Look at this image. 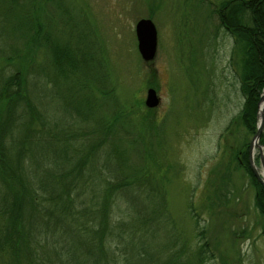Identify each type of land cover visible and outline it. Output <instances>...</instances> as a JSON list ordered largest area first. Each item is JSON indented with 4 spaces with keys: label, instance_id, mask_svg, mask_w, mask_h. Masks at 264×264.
I'll return each mask as SVG.
<instances>
[{
    "label": "rangeland",
    "instance_id": "374dc122",
    "mask_svg": "<svg viewBox=\"0 0 264 264\" xmlns=\"http://www.w3.org/2000/svg\"><path fill=\"white\" fill-rule=\"evenodd\" d=\"M38 1L47 46L73 48L84 66L60 74L43 48L31 49L25 63L37 81L40 136L53 140L60 156L68 143L74 164L84 160L71 185L73 214L80 219L88 208L87 191L99 198L106 182L123 185L109 204L114 241L108 264H127L123 255L134 242L146 256L128 264H147L146 258L153 264H264V216L255 207L249 174L235 160L240 142L250 144L253 137L245 136L236 119L243 105L242 54L213 13L227 0ZM21 3L15 8L0 0V17L8 10L20 14ZM140 19H149L157 34L149 64L134 38ZM5 39L0 42L22 49L19 39ZM147 89L159 99L155 109L144 108ZM262 136L264 128L258 140L264 155ZM94 144L95 152L86 157ZM258 154L254 149L256 168ZM129 204L139 226L131 238ZM49 208L42 204L41 218L31 220L32 226L24 223L34 239L33 264H77L68 259L61 228L44 216ZM144 217L148 223L142 224ZM9 253L6 245L0 247V264H18Z\"/></svg>",
    "mask_w": 264,
    "mask_h": 264
},
{
    "label": "trees",
    "instance_id": "16d2710c",
    "mask_svg": "<svg viewBox=\"0 0 264 264\" xmlns=\"http://www.w3.org/2000/svg\"><path fill=\"white\" fill-rule=\"evenodd\" d=\"M1 1H10L15 8L21 1L23 4H20V14L14 15L12 10H8L0 17V40H7L5 37L10 40L16 38L22 45L21 50H15L13 46L0 42V247L6 245L11 252V259L16 263L33 264L34 253L29 244L34 239L24 223L29 222L32 226L34 223L31 220L35 222L41 218V205L48 204L50 208L44 212V216L64 233L63 237L69 244L66 253L68 259L77 264H108L106 259L114 241L110 229L113 222L110 219V205L114 195L123 190V185L106 182L99 198L95 190L87 191L90 197L88 208L81 213L80 219L73 214L70 207V204H74L71 185L83 171L84 160L74 164L68 153V143L60 156L56 152V143L40 136L44 123L36 97L37 81L33 78L35 73L31 78L25 66L30 50L40 48L49 53L50 67L60 74L80 72L81 67L84 68L80 65L82 61L75 57L73 48L67 45L53 43L47 46L48 39L42 37L36 15L38 0ZM213 13L242 54L239 91L243 105L236 119L243 127L245 136L252 137L256 132L257 103L264 92V0H227L215 7ZM3 45L9 48L5 50ZM44 143H49L45 150ZM260 143L264 144V136ZM248 144L246 139L240 142L235 160L249 174L257 194L255 207L264 216V190L250 171ZM93 147H90L86 157L89 158L95 152V144ZM44 153L49 156L45 157ZM58 169H62L63 174L59 175ZM42 170L45 174L42 180H38ZM66 178L68 182H64ZM133 205H128L132 221L137 220ZM140 222L148 223V219L144 217ZM132 223L134 226L130 228L128 238L137 233L136 227L139 229L137 222ZM74 227L76 234L73 232ZM80 234L86 237L82 239ZM132 244L136 246L135 242ZM134 246L130 251L128 246L127 253L124 249L123 253L131 258L128 260L123 255L127 264L145 259V250L140 245L138 248ZM15 249L19 254L21 250L24 261H21ZM83 258L85 260L82 261ZM146 260L147 264H153V261Z\"/></svg>",
    "mask_w": 264,
    "mask_h": 264
},
{
    "label": "water",
    "instance_id": "95a60500",
    "mask_svg": "<svg viewBox=\"0 0 264 264\" xmlns=\"http://www.w3.org/2000/svg\"><path fill=\"white\" fill-rule=\"evenodd\" d=\"M134 33L137 42V51L141 60L145 64H149L154 60L157 49V34L153 23L149 19H140L134 26ZM144 108L155 109L159 105V99L155 90L147 89L144 98ZM258 104V123L256 125V132L251 138L248 147V164L250 171L255 180L262 186L264 190V155H262V147L258 146V140L264 128V93L260 95ZM258 149L260 167L256 168L253 161V151Z\"/></svg>",
    "mask_w": 264,
    "mask_h": 264
}]
</instances>
